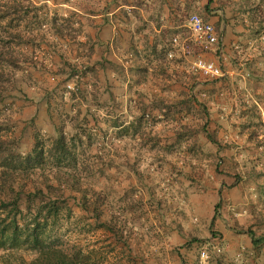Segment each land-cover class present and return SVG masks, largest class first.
Wrapping results in <instances>:
<instances>
[{
	"label": "rangeland",
	"instance_id": "rangeland-1",
	"mask_svg": "<svg viewBox=\"0 0 264 264\" xmlns=\"http://www.w3.org/2000/svg\"><path fill=\"white\" fill-rule=\"evenodd\" d=\"M18 1L13 25L30 40L13 47L30 61L13 68L1 135L26 153L36 131L49 144L62 126L82 187L103 198L96 219L58 187L70 214L49 232L51 249L73 264H264L249 232L264 235V0ZM192 13L218 34L245 16L249 35L200 43ZM199 57L223 75L203 78ZM37 257L0 248V264H52Z\"/></svg>",
	"mask_w": 264,
	"mask_h": 264
},
{
	"label": "trees",
	"instance_id": "trees-1",
	"mask_svg": "<svg viewBox=\"0 0 264 264\" xmlns=\"http://www.w3.org/2000/svg\"><path fill=\"white\" fill-rule=\"evenodd\" d=\"M211 1L208 0L204 8L208 9ZM19 5L21 4L18 0H0V104H3L4 97L14 87L16 75L13 68L30 61L20 59L13 47L30 40L29 35H23L18 29L19 22L13 25L15 18L23 17L18 13ZM55 33L60 37H67L68 40L74 38L69 25L63 23L55 24ZM3 124L0 121V248L24 247L37 252L35 261L73 264L71 259L67 260L63 255L56 254V250L51 249L52 245L47 241L49 232L65 216L64 212L70 214L66 198L62 193H56V189L63 185L77 191L82 208L96 219L101 216L100 203L103 198L99 192L82 187L75 167V143L69 142L62 126L56 129L49 144L40 139L36 131L32 148L21 153L16 151L17 141L14 137L4 138L1 135ZM208 138L216 142L210 135ZM35 172H38V177H32ZM22 195L25 197V208L19 204ZM104 226L106 230L120 237L116 225L111 221L105 222ZM249 232L252 247H263L264 235ZM51 254L54 255L53 259H49Z\"/></svg>",
	"mask_w": 264,
	"mask_h": 264
},
{
	"label": "built area",
	"instance_id": "built-area-1",
	"mask_svg": "<svg viewBox=\"0 0 264 264\" xmlns=\"http://www.w3.org/2000/svg\"><path fill=\"white\" fill-rule=\"evenodd\" d=\"M188 24L191 35L195 41L206 44H213L218 41V34L214 25L208 21H203L198 14L192 13L189 16ZM176 40V38L173 39L174 42H176ZM169 56H171L170 53ZM192 67L196 72L206 78H219L223 75V70L220 65L201 57L193 61ZM200 258H208L206 249L203 248L200 250Z\"/></svg>",
	"mask_w": 264,
	"mask_h": 264
},
{
	"label": "crops",
	"instance_id": "crops-1",
	"mask_svg": "<svg viewBox=\"0 0 264 264\" xmlns=\"http://www.w3.org/2000/svg\"><path fill=\"white\" fill-rule=\"evenodd\" d=\"M215 18H216V16H213L211 19H215ZM244 21H245V16L242 19V21L237 24V26L235 28L232 27L234 31L230 28L233 32H235L237 34V38L246 37L249 35L246 31V28H245L246 23ZM253 24L255 25V24H257V22H254ZM230 29H229V26L226 24V22H223L222 28L220 29V33L218 34V32L216 31L218 34V38L222 41L221 45L225 43L224 42L225 38L230 39L232 37V34H228V33H230L229 32Z\"/></svg>",
	"mask_w": 264,
	"mask_h": 264
}]
</instances>
